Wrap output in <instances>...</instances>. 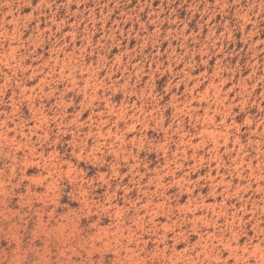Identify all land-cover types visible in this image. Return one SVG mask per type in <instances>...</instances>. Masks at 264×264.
Listing matches in <instances>:
<instances>
[{
  "label": "rangeland",
  "instance_id": "obj_1",
  "mask_svg": "<svg viewBox=\"0 0 264 264\" xmlns=\"http://www.w3.org/2000/svg\"><path fill=\"white\" fill-rule=\"evenodd\" d=\"M0 264H264V0H0Z\"/></svg>",
  "mask_w": 264,
  "mask_h": 264
}]
</instances>
